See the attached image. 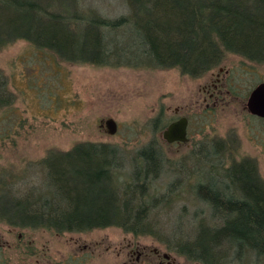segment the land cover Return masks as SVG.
Returning a JSON list of instances; mask_svg holds the SVG:
<instances>
[{"label":"trees","instance_id":"trees-1","mask_svg":"<svg viewBox=\"0 0 264 264\" xmlns=\"http://www.w3.org/2000/svg\"><path fill=\"white\" fill-rule=\"evenodd\" d=\"M82 2L0 0V49L24 39L65 61L176 68L194 78L221 64L228 53L264 64V0H122L125 11L115 16ZM12 101L0 71V114ZM214 144L204 159L206 168L198 166L189 175L193 183L186 188L179 179L171 180L161 194L154 183L166 159L154 142L136 151L130 167L121 150L107 142L81 141L67 151L52 150L40 160L43 182L24 195L16 190V176L1 173L0 220L60 233L117 226L137 235L155 234L151 212L188 190L217 223L198 220L193 239L176 241L172 248L194 263L228 264L230 255L241 263L248 254L259 264L264 261L259 168L246 158L222 163L218 158L228 146L220 140ZM203 170L211 171L213 179H202ZM7 200L20 207L9 216L1 210Z\"/></svg>","mask_w":264,"mask_h":264},{"label":"rangeland","instance_id":"rangeland-1","mask_svg":"<svg viewBox=\"0 0 264 264\" xmlns=\"http://www.w3.org/2000/svg\"><path fill=\"white\" fill-rule=\"evenodd\" d=\"M82 4L104 15L125 11L122 0H83ZM0 71L13 93L12 107L0 114V175L16 176L19 196L41 185L45 171L40 160L50 151H67L81 141L116 145L128 167L137 150L149 142L160 145L166 160L163 175L154 183L156 194L165 192L174 179L186 188L193 183L189 175L198 166L206 168V154L218 140L228 149L216 158L228 163L250 156L264 179V145L260 144L264 127L253 122L246 109L250 88L264 80V64L228 53L221 64L194 78L176 68L65 61L19 39L0 49ZM218 73L224 83L232 76L240 79L236 95L204 101L202 89ZM179 115L189 118L191 140L169 144L162 132ZM108 118L118 123L115 134L100 125ZM203 171L202 179H213L211 171ZM168 200L150 214L155 234L137 235L117 226L60 233L12 227L0 220V264H157L155 248L172 255L176 263L200 264L172 247L176 241L193 239L198 220L217 222L191 191ZM17 209L9 200L1 208L6 216ZM248 256L241 263L227 256L228 264H254ZM259 264H264L263 259Z\"/></svg>","mask_w":264,"mask_h":264},{"label":"flooded vegetation","instance_id":"flooded-vegetation-1","mask_svg":"<svg viewBox=\"0 0 264 264\" xmlns=\"http://www.w3.org/2000/svg\"><path fill=\"white\" fill-rule=\"evenodd\" d=\"M223 68H220V72L222 73L223 71ZM221 73H218L215 77V80H213V82L211 84H207L203 87L202 91L203 93H205V98H204V101H208V100H212V101H217L220 97H223L224 95H236V89H237V86H238V81H240L239 78H236L234 76L232 77H229V79L226 81V83L223 82L222 78H221ZM261 82H264V80H261L259 81L258 83H256L252 88H250L246 98H247V101H248V98L250 96V93L252 92V90L258 85L260 84ZM229 86L228 88H226V86ZM224 88H226V90H224ZM247 101H246V109H247V113L248 115L252 118L253 122L257 123L261 128L264 127V116H260V115H257V114H254L252 113L249 109H248V106H247ZM216 102H214L215 104ZM186 118L187 121H188V125H187V136H188V141L186 142H181V141H175L173 143H169V144H175V143H179V144H186V143H189V141L191 140V136H190V131H189V126H190V121H189V118L187 116H184V115H179L177 116L176 119H174L173 121H171L170 123L174 122V121H177L181 118ZM169 123V124H170ZM168 124V125H169ZM168 127V126H167ZM166 127V128H167ZM165 128V129H166ZM164 129V130H165ZM163 130V131H164ZM163 133V132H162ZM163 137V136H162ZM164 139V138H163ZM165 140V139H164ZM166 141V140H165ZM167 142V141H166ZM168 143V142H167ZM261 145H264V139L263 141H261L260 143ZM243 158H246V159H249V160H252L254 161L257 166H258V163L256 161V159L250 157V156H244L242 157L241 159H239L240 161L243 159ZM238 160V161H239ZM233 161H236V160H233ZM259 167V166H258ZM259 175H260V172H259ZM260 179L261 181L264 183V179L260 176ZM154 254L156 256L159 257V260H158V263L157 264H179V263H176L175 259L172 257V255H170L169 253H162L158 250V249H154L153 250ZM140 253L138 254V259L140 258Z\"/></svg>","mask_w":264,"mask_h":264},{"label":"water","instance_id":"water-1","mask_svg":"<svg viewBox=\"0 0 264 264\" xmlns=\"http://www.w3.org/2000/svg\"><path fill=\"white\" fill-rule=\"evenodd\" d=\"M247 106L252 113L264 116V82H261L252 90ZM100 125L106 127L107 132L110 134H115L118 130V123L114 118L102 120ZM187 125L188 121L185 117L174 121L163 131L162 136L168 143L186 142L188 141Z\"/></svg>","mask_w":264,"mask_h":264}]
</instances>
